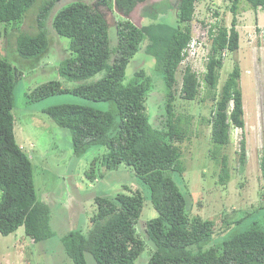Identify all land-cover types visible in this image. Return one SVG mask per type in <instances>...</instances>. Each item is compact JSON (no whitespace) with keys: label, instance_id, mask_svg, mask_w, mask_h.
Returning a JSON list of instances; mask_svg holds the SVG:
<instances>
[{"label":"trees","instance_id":"trees-1","mask_svg":"<svg viewBox=\"0 0 264 264\" xmlns=\"http://www.w3.org/2000/svg\"><path fill=\"white\" fill-rule=\"evenodd\" d=\"M91 1L73 0L59 6L61 0H0V49L12 48V59L32 67L52 51L49 34L69 40L68 55L63 56L66 50L58 49L63 57L57 71L74 85L68 88L60 80H50L26 93L28 101L39 103L69 92L86 100L107 102V110L59 103L41 112L60 129L69 130L76 157L92 146L105 148L90 160L86 170L90 180L102 178L105 171L127 167L147 185L157 213L141 225L139 234L136 227L144 204L140 190L124 186V191L113 195H96L95 210L90 216L83 213V218H88V230L67 231L60 238L67 258L72 264H88L87 255L95 264H134L147 241L151 248L145 264H264V213L257 217L258 211L234 218L225 216L220 223L193 215L186 194L171 176L182 175L185 170L180 163L182 151L176 143L189 138L193 115L176 113L174 86L176 71L192 40L189 22L199 0H162L146 5L142 15L151 21L141 26L126 16L146 0ZM225 1L232 14L230 24L219 20L209 24L204 70L198 73L187 63L180 85L184 100L192 101L204 94L201 101H213L214 111L204 121L211 128V142L218 147L212 149L210 157L218 165L220 185L229 181L230 170L227 156L219 150L229 144L231 127L243 129L245 124L236 57L217 90L224 58L228 53L237 54L240 41L236 13L241 0ZM243 1L253 10L264 8V0ZM101 5L122 13L114 22V34L109 33L106 16L99 10ZM170 9L175 13L174 24L156 20ZM212 14L217 17L219 12L214 9ZM28 19L33 29H25ZM139 50L153 59V69L165 89L160 110L152 116L146 104L153 90L151 76L139 69L131 81L123 83L127 64ZM8 59L0 56V234H11L22 226L33 242H41L54 236L49 226L51 207L37 198L31 157L15 140V91L23 71L15 69ZM239 144L243 163V136ZM259 168L264 195V128Z\"/></svg>","mask_w":264,"mask_h":264},{"label":"rangeland","instance_id":"rangeland-1","mask_svg":"<svg viewBox=\"0 0 264 264\" xmlns=\"http://www.w3.org/2000/svg\"><path fill=\"white\" fill-rule=\"evenodd\" d=\"M70 1L73 0H61L58 5L63 6ZM159 1L162 0H146L138 3L126 17L139 26L147 24L151 19L142 15L143 7ZM228 7L229 2L225 0H199L195 3L194 15L189 22L193 39L188 55L176 71L174 86L176 113L189 112L193 118L189 138L176 143L182 151L180 163L185 170L182 175L171 173V176L192 205L191 213L204 219H213L218 223L225 216L234 218L258 211L255 212L257 217L260 213H264V195L259 168L264 128V8L253 10L241 0L236 13L239 49L236 55L228 53L225 56L223 66L219 70L217 90L231 71L235 57L238 60L245 122L243 129L231 127L229 144L219 150L220 154L228 158L230 179L225 185L217 183L219 169L210 157V152L218 147L211 142V128L204 121L205 118L211 117L214 111L213 101L209 98L201 101L204 94L192 101L181 98L180 85L185 65L190 64L198 73L204 70V58L209 49L207 37L209 24L212 26V23L219 20L229 25L232 14ZM214 9L219 12L217 17L212 14ZM99 10L106 16L110 27L109 33L114 34V22L122 13L118 14L114 8L111 11L102 5L99 6ZM156 20L174 24V10L170 9L166 15H158ZM24 27L28 30L33 29L32 20H26ZM1 29L0 24V31ZM49 37H52L50 43L52 51L42 56L32 67L17 58L12 59L15 54L10 47L0 49V56L9 58L8 61L15 69L23 71V77L19 79L20 87L15 91L14 136L16 142L31 157L36 195L39 200L45 201L51 207L49 226L54 236L41 242H33L25 235L22 226L11 234H0V264H72L65 254L60 241L61 236L75 229L87 231L89 222L87 223L88 218H83L85 216L83 213L90 216L89 213L95 210L94 197L124 191L122 189L124 186L140 190L144 197L142 213L136 227L137 233H141V225L144 222L157 215L150 202L147 185L142 183L129 168L120 166L117 170L105 172L100 168L104 176L94 181L90 180L86 176L90 160L105 152V148L92 146L87 152L76 157L69 130L60 129L41 112L42 108L59 103L87 104L107 110L109 107L107 102L86 100L69 92L52 95L39 103L28 101L26 93L50 80H60L62 86L68 88L74 85L61 78L57 71L61 58L68 55L66 50L68 38L55 33L49 34ZM2 45L3 38L0 36V48ZM59 48L66 50L67 54L61 57ZM153 63L150 56L139 50L130 58L123 82L126 84L131 81L134 71L139 69H144L151 76L153 90L150 93V101L148 98L146 103L147 113L150 116L160 110L162 94L165 91L160 75L153 69ZM202 75H199L200 79ZM201 91H205L203 86ZM242 136L245 139L243 163L240 161L239 149V140ZM96 174L98 176V171ZM51 199L56 205L50 204ZM150 248V244L146 241L144 250L134 264H145L150 255ZM86 259L88 264H95L90 255H87Z\"/></svg>","mask_w":264,"mask_h":264},{"label":"built area","instance_id":"built-area-1","mask_svg":"<svg viewBox=\"0 0 264 264\" xmlns=\"http://www.w3.org/2000/svg\"><path fill=\"white\" fill-rule=\"evenodd\" d=\"M192 39H193V37H192ZM191 41H192V40H191ZM190 44H191V42L189 43L188 47L186 48L187 55H188V51H189V49H190Z\"/></svg>","mask_w":264,"mask_h":264},{"label":"clouds","instance_id":"clouds-1","mask_svg":"<svg viewBox=\"0 0 264 264\" xmlns=\"http://www.w3.org/2000/svg\"><path fill=\"white\" fill-rule=\"evenodd\" d=\"M70 2H71V1H70ZM136 25H137V24H136ZM138 26H139V25H138ZM192 37H193V34H192ZM204 61H205V58H204ZM196 72H197V71H196ZM20 147H21V149H23L21 145H20Z\"/></svg>","mask_w":264,"mask_h":264},{"label":"crops","instance_id":"crops-1","mask_svg":"<svg viewBox=\"0 0 264 264\" xmlns=\"http://www.w3.org/2000/svg\"><path fill=\"white\" fill-rule=\"evenodd\" d=\"M50 202H52V199L50 200ZM53 203V202H52ZM55 203V202H54Z\"/></svg>","mask_w":264,"mask_h":264}]
</instances>
